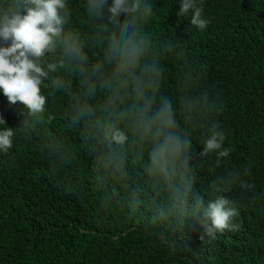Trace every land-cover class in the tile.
Here are the masks:
<instances>
[{
	"label": "trees",
	"instance_id": "1",
	"mask_svg": "<svg viewBox=\"0 0 264 264\" xmlns=\"http://www.w3.org/2000/svg\"><path fill=\"white\" fill-rule=\"evenodd\" d=\"M83 2L69 0L74 22ZM151 2L149 29L156 39L176 43L177 51L183 50L181 60L196 69L197 90L206 91L217 105L209 120L224 131L223 147L231 149L217 166L215 153L199 157L206 129L192 132L195 187L206 200L220 195L232 199L239 231L201 241L202 229L194 218L186 229L174 228L137 222L119 206L103 207L79 129H67L62 119L66 100L50 98L46 122L25 133L18 130L27 109L19 102L10 104L0 90V118L5 121L0 127L18 131L12 149L0 151V264H264V0H197L210 21L204 30L191 25V12L178 15L181 0ZM108 15L105 11V22ZM165 66L162 91L178 97L180 63L168 55ZM49 115L55 118L48 120ZM51 137L72 148L71 163L50 156L45 144ZM235 171L254 187L235 183L228 192L217 191L220 179ZM107 188L121 198L127 195L115 182Z\"/></svg>",
	"mask_w": 264,
	"mask_h": 264
},
{
	"label": "clouds",
	"instance_id": "2",
	"mask_svg": "<svg viewBox=\"0 0 264 264\" xmlns=\"http://www.w3.org/2000/svg\"><path fill=\"white\" fill-rule=\"evenodd\" d=\"M82 8L74 22L69 0H0V90L10 104L27 109L18 131L42 126L49 99L60 96L66 100V128L79 129L81 147L92 157L103 207L119 206L137 222L174 228L186 229L194 218L201 241L239 231L234 201L224 195L206 200L195 187L192 132L206 129L199 157L215 153L217 166L231 149L223 147L224 131L209 120L217 105L197 90L196 69L181 60L183 50L178 52L176 43L156 39L149 29L151 0H112L110 5L109 0H84ZM190 12L191 25L206 29L210 21L197 0H181L178 15ZM168 55L180 63L178 97L162 91ZM18 131L0 127V151L12 149ZM45 148L60 164L75 159L72 148L56 137ZM240 177L241 172H230L217 191L228 192L235 183L254 187ZM110 181L127 195L121 198L107 188Z\"/></svg>",
	"mask_w": 264,
	"mask_h": 264
}]
</instances>
